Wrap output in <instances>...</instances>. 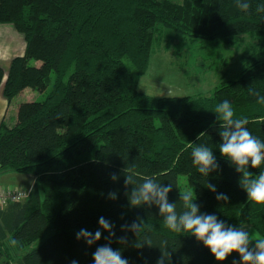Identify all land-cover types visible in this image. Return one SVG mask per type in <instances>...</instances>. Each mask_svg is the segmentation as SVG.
I'll use <instances>...</instances> for the list:
<instances>
[{
    "label": "trees",
    "instance_id": "1",
    "mask_svg": "<svg viewBox=\"0 0 264 264\" xmlns=\"http://www.w3.org/2000/svg\"><path fill=\"white\" fill-rule=\"evenodd\" d=\"M246 2L248 12L237 0H0V24H11L25 43L7 72L0 65V92L7 102L26 88L43 96L19 103L13 125L0 121V172L34 177L19 187L26 198L0 206V264H94L93 253L106 244L129 264L161 257L164 264H214L190 232L166 227L155 202L130 205L146 179L172 186L168 201L178 216L187 210L181 194L191 192L201 214L264 236V203L248 200L243 174L220 153L223 122L215 112L228 100L264 142V12L256 11L264 0ZM170 31L197 49L244 36L257 44L209 96H149L138 81ZM214 67L212 58L200 69ZM201 145L218 164L207 176L192 162V148ZM246 171L255 178L264 164ZM209 184L229 200L218 201ZM101 216L115 236L101 230L92 245L76 238L82 228L94 233ZM133 222L136 231L123 227Z\"/></svg>",
    "mask_w": 264,
    "mask_h": 264
},
{
    "label": "clouds",
    "instance_id": "2",
    "mask_svg": "<svg viewBox=\"0 0 264 264\" xmlns=\"http://www.w3.org/2000/svg\"><path fill=\"white\" fill-rule=\"evenodd\" d=\"M237 7L243 12H248L250 4L246 0H237ZM256 11L264 12V5H257ZM179 95L178 90L169 89V97L174 98ZM260 101L264 102V97H260ZM215 112L219 114V118L223 122V130L220 132L222 138L219 147L220 153L236 166L237 172L243 174L244 179L241 183L247 193L248 200L264 203V171L255 178H250L251 173L246 171V166L249 164L252 168H259L264 164V142L248 130L246 125L249 121L246 118L235 117L233 107L228 100L219 103ZM191 155L193 164L202 175L207 176L210 171L218 168L213 151L209 147L202 145L193 147ZM111 179L115 181L117 175L113 173ZM131 182V176L126 177L125 184ZM208 188L217 193L215 185L209 184ZM171 190V185L162 187L153 180L146 179L138 190L132 192L129 203L135 207L142 203L155 202L159 207L160 214L164 216V223L169 230L190 232L210 250L217 261L222 262L235 252L239 254L241 264H264V236H257L254 246L250 247L253 244V238L249 232L230 226L226 227L224 222L218 220L217 216L213 214H201L191 192L181 194L180 198L185 202L184 206L187 210L178 216L176 205L168 201V193ZM109 198L116 199V193H109ZM216 199L227 202L229 197L225 193H217ZM98 225L99 227L94 233L87 229H80L76 233V238L78 240L83 238L88 245H92L101 239V230L107 231L109 236H115L114 225L108 219L99 217ZM123 227L136 231L139 224L133 222L130 226ZM120 239L125 240L126 238L121 237ZM93 260L94 264H129L118 249L113 250L107 244L96 248ZM73 264L76 262L73 261ZM157 264H164L163 257L157 260Z\"/></svg>",
    "mask_w": 264,
    "mask_h": 264
},
{
    "label": "rangeland",
    "instance_id": "3",
    "mask_svg": "<svg viewBox=\"0 0 264 264\" xmlns=\"http://www.w3.org/2000/svg\"><path fill=\"white\" fill-rule=\"evenodd\" d=\"M256 44L257 41L253 37L244 36L237 44L197 49L189 46L188 39L170 31L155 43L147 69L138 81V90L153 97L168 96L170 88L178 90L179 96H209L222 80L232 78L240 71L245 58L254 52ZM212 58L215 64L213 70L201 71V63L206 66ZM11 59L4 66L5 72L8 70ZM30 63L36 64L37 62L31 60ZM0 97L6 100L2 92H0ZM42 97L32 89L18 93L11 100V104L7 102V109H3L6 124L11 126L15 123L16 113L12 114L11 111L19 103L40 100ZM3 110L1 109V114ZM28 176L21 177L19 185L27 187L30 181V176ZM3 186L13 188L15 184ZM15 188H19V186ZM247 225L249 224H245L239 229L248 231ZM250 231L254 244L255 238L259 235L251 226ZM253 233H255L254 236ZM253 244L250 247H253ZM11 264L16 263L13 261Z\"/></svg>",
    "mask_w": 264,
    "mask_h": 264
},
{
    "label": "crops",
    "instance_id": "4",
    "mask_svg": "<svg viewBox=\"0 0 264 264\" xmlns=\"http://www.w3.org/2000/svg\"><path fill=\"white\" fill-rule=\"evenodd\" d=\"M24 39L23 36L17 32L14 27L11 24L4 23L0 24V65L4 68L5 64L14 56L17 55H22L24 51ZM37 64V63H36ZM29 88H26L22 90L21 92L27 90ZM20 92V93H21ZM12 101H10L9 104H11ZM6 105H8L7 100L3 99L0 97V111L1 109H7ZM3 106V108H1ZM18 106V105H17ZM17 110V107L11 111L12 114H15ZM3 113L1 114L0 112V121L4 120V113L5 111H2ZM16 120V119H15ZM15 122V121H14ZM6 124V122H5ZM7 125V124H6ZM25 174H17L13 172H0V186L3 185H13L15 184L14 187H22L20 184V179L23 177ZM29 177V176H28ZM34 181V177L30 176V181L28 183L27 187L23 188H29ZM245 226V225H244ZM248 226V227H247ZM247 229L250 234V226L247 225ZM255 233H253V236ZM254 245V244H253ZM214 264H241L240 262V257L238 253L233 252L231 255L227 257L226 260L224 261H215Z\"/></svg>",
    "mask_w": 264,
    "mask_h": 264
},
{
    "label": "built area",
    "instance_id": "5",
    "mask_svg": "<svg viewBox=\"0 0 264 264\" xmlns=\"http://www.w3.org/2000/svg\"><path fill=\"white\" fill-rule=\"evenodd\" d=\"M26 197L27 192L22 188L0 186V206H4L9 201H20Z\"/></svg>",
    "mask_w": 264,
    "mask_h": 264
}]
</instances>
